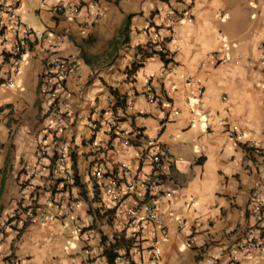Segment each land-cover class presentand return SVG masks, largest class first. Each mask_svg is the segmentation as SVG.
I'll return each instance as SVG.
<instances>
[{"label":"crops","instance_id":"obj_1","mask_svg":"<svg viewBox=\"0 0 264 264\" xmlns=\"http://www.w3.org/2000/svg\"><path fill=\"white\" fill-rule=\"evenodd\" d=\"M17 1L0 0L16 6L22 24L18 33L8 13L0 16V221L22 202L30 205L36 194L41 211L52 195L53 156L31 186L23 183L40 142L52 143L53 134L71 149L88 194L72 215L0 232V264L8 257L18 264H112L106 246L121 240L128 252L123 247L118 255L156 264L149 254L156 239L157 264H237L232 258L264 264V252L236 249L253 192L259 189L264 197V167L248 149L264 147V0ZM58 5L80 7L79 17L55 14ZM168 12L179 19L174 41L166 28ZM26 30L43 31L47 39ZM156 33L159 41L153 40ZM17 38L29 47L18 59ZM159 45L175 64L167 79L160 78L161 56H147L159 52ZM73 57L80 59L79 69L64 82L60 110L51 108L43 94L45 70L54 60ZM115 94L127 99V108L132 103L121 127L130 139L136 130L143 133L136 146H125L107 126L123 112L114 110ZM152 140H159L174 166L163 187L166 196L152 204L164 227L144 224L145 250L137 253L124 231L125 217L105 192L108 181L95 173L102 163L119 173L124 163L134 174ZM139 214L145 217L147 208ZM78 227H95L101 237L87 240Z\"/></svg>","mask_w":264,"mask_h":264},{"label":"built area","instance_id":"obj_2","mask_svg":"<svg viewBox=\"0 0 264 264\" xmlns=\"http://www.w3.org/2000/svg\"><path fill=\"white\" fill-rule=\"evenodd\" d=\"M196 0H190L191 4H194ZM21 0L17 1V4ZM9 7V8H8ZM7 8V12L5 10ZM16 6H7L4 3L0 4V16L8 13L10 17L15 21V27L17 32H22V24L19 17L15 14ZM54 13L66 18L76 19L79 17L81 8L77 6L58 5L54 8ZM178 16L174 12H168L166 28L169 32L170 40H177L174 34V27L178 23ZM4 25L0 21V40L4 39ZM26 35L34 37L39 41L47 39L46 33L43 31L26 30ZM153 40L159 41V34L156 33ZM29 47L17 38L14 44L13 56L14 58H20ZM160 53H166L164 45L158 46ZM213 58V57H212ZM170 59V58H169ZM80 59L73 57L66 60H54L47 66L43 81V94L50 100L51 108H58V102L60 94L64 92L65 80L75 71L79 69ZM174 62L165 64L161 79H167V77L174 71ZM10 86H13L12 81L9 82ZM199 96L203 97V90L199 89ZM152 102L157 101L156 98H152ZM132 106V103L130 107ZM127 108L128 110L130 109ZM59 109V108H58ZM60 110V109H59ZM124 117V115H121ZM121 117L119 115H112L107 120V126L110 129L111 134L116 137H121L123 144L127 147L136 146L143 140V133L140 130L135 131V138L130 139L127 137L126 132L121 127ZM57 134H53L52 143L42 140L39 144L38 152L35 156V160L32 166L28 169L29 179L23 183V186L29 187L32 178L40 175L46 165V162L51 156L55 158V179L52 186V195L47 199L45 206L39 210V203L36 195L33 196V200L30 205L25 206L22 202L18 208L13 210L8 215L5 221H0V232L5 235L9 230L23 229L27 224L37 221L39 223H46L48 221H54L60 218V216L72 215L79 211L84 203L81 191L74 188L70 189V185L75 183L76 173L73 169L72 152L69 147L61 146L56 138ZM59 143V144H58ZM150 147L147 150L142 151L138 158L139 169L134 174L130 172V167L127 164L119 165V173H110L108 168L102 163L96 170L95 177L100 180L108 181L105 187V192L112 199V202L116 205L118 211H120L125 217L126 222L124 225V231L129 232V238L133 241L132 245L137 253H144L142 231L144 224L155 223L163 229L164 222L161 217L155 214L152 204L164 199L166 196L163 187L172 172L174 166L173 160H171L167 154L161 149L159 140H152L149 142ZM253 151L254 160L264 167V147L257 145H250L248 147ZM145 166H149L150 172L146 173ZM110 174V176H107ZM122 189L124 190L122 192ZM147 208L146 216H141L140 207ZM51 209H56L57 214L53 213ZM77 232L84 236L87 240L93 238H100L101 233L95 227L83 228L78 227ZM163 235L167 237V233L163 230ZM157 240V239H156ZM153 241V247L150 249L149 254L153 262L157 264L159 255L156 251L157 241ZM187 243H191V239L187 240ZM236 249L242 251L245 255L252 253L253 251L264 252V197L261 195L259 189H256L251 197L249 206V222L245 229L242 231L241 237L237 242ZM117 262L122 264H134L132 258L128 254L118 255ZM232 262L237 264H243L245 258L237 259L232 258ZM4 264H18L12 260L11 257L4 259Z\"/></svg>","mask_w":264,"mask_h":264},{"label":"trees","instance_id":"obj_3","mask_svg":"<svg viewBox=\"0 0 264 264\" xmlns=\"http://www.w3.org/2000/svg\"><path fill=\"white\" fill-rule=\"evenodd\" d=\"M139 52L142 53L141 49ZM157 53L161 56V59L163 60V62L166 65H168L169 63L172 62V60L169 59V56L167 53H159V52H156L153 50V52L150 55L147 54V56L151 57L153 55H156ZM6 58H8V56H6ZM115 98H116V103H115L114 110L116 111V110L120 109L123 111L122 114H115V115H119L121 117V120L123 121L126 119V117H123L121 115L127 116V107H128L127 99L125 97L118 95V94H115ZM249 151L253 152L250 149H249ZM55 158H54V162L56 160ZM72 161H73V169L75 170V173H76V179H75V183L70 185V189L71 188L72 189H74V188L79 189V191H81V195L83 197V200H86L88 192L86 190L85 184L81 181V178L77 174V170H76L77 160H76V158H74V156H72ZM129 243H131V241ZM127 245H128V243L126 244L124 240H121V241H117L116 244H111L110 247L106 246L105 255L108 257V259L111 261L112 264H114L115 259L118 256V253H116L115 251H117L118 249L123 248V247H125V249H127ZM127 252H128V249H127Z\"/></svg>","mask_w":264,"mask_h":264}]
</instances>
